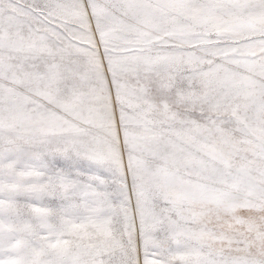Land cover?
I'll return each mask as SVG.
<instances>
[{"label": "snow or ice", "instance_id": "1", "mask_svg": "<svg viewBox=\"0 0 264 264\" xmlns=\"http://www.w3.org/2000/svg\"><path fill=\"white\" fill-rule=\"evenodd\" d=\"M0 264H264V0H0Z\"/></svg>", "mask_w": 264, "mask_h": 264}]
</instances>
